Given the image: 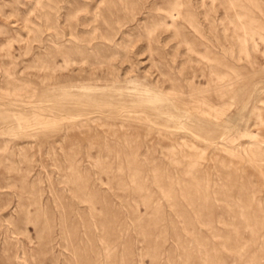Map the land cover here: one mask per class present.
I'll return each mask as SVG.
<instances>
[{
	"label": "rangeland",
	"instance_id": "obj_1",
	"mask_svg": "<svg viewBox=\"0 0 264 264\" xmlns=\"http://www.w3.org/2000/svg\"><path fill=\"white\" fill-rule=\"evenodd\" d=\"M0 264H264V0H0Z\"/></svg>",
	"mask_w": 264,
	"mask_h": 264
}]
</instances>
